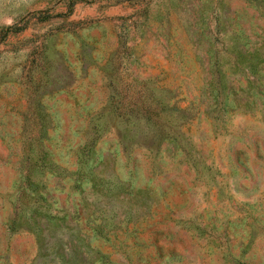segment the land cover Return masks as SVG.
I'll return each mask as SVG.
<instances>
[{
  "label": "rangeland",
  "instance_id": "1",
  "mask_svg": "<svg viewBox=\"0 0 264 264\" xmlns=\"http://www.w3.org/2000/svg\"><path fill=\"white\" fill-rule=\"evenodd\" d=\"M0 264H264V0H0Z\"/></svg>",
  "mask_w": 264,
  "mask_h": 264
}]
</instances>
